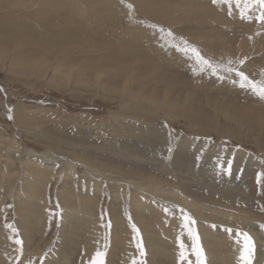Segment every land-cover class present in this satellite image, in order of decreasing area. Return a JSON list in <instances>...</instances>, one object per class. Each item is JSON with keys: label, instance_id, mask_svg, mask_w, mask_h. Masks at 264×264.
Returning a JSON list of instances; mask_svg holds the SVG:
<instances>
[{"label": "rangeland", "instance_id": "rangeland-1", "mask_svg": "<svg viewBox=\"0 0 264 264\" xmlns=\"http://www.w3.org/2000/svg\"><path fill=\"white\" fill-rule=\"evenodd\" d=\"M1 1L0 23L12 32L0 29V264H89L105 236V264H178V236L194 264L185 215L204 264H238L237 232L252 238V264H264V100L234 86L235 73L213 79L171 46L187 41L221 69L264 79L259 6L245 19L243 0L231 14L212 0ZM137 55L160 79L176 77L156 92L170 108L134 92L144 86ZM119 62L130 70L110 80Z\"/></svg>", "mask_w": 264, "mask_h": 264}, {"label": "snow or ice", "instance_id": "snow-or-ice-1", "mask_svg": "<svg viewBox=\"0 0 264 264\" xmlns=\"http://www.w3.org/2000/svg\"><path fill=\"white\" fill-rule=\"evenodd\" d=\"M124 0H121V3H123ZM213 4H220L223 3L225 5L229 6V14H231V5L233 3V0H212ZM251 3H254L259 6L261 9V13L257 19L264 21V0H243L244 10L241 12V18H247L246 16V10L251 6ZM235 4L237 7L240 6L241 0H235ZM126 7L131 12L133 9V6L131 4L126 5ZM151 27L155 28V25H151ZM160 32H164V29L160 28ZM167 36L170 38H173V34L171 31L167 32ZM172 47H175L177 51L182 52L184 54H191L190 59H194L195 63L200 67V70L203 71L205 68L210 71V74L213 76H217L218 79L224 80L226 77L225 75H218L221 71L224 73L229 74V77H231L232 73H235V76L238 77V79H231V83L234 86H238L241 89H245L251 92V94L259 97L261 100H264V79L254 80L250 79L245 73L242 71L233 68V67H224L221 69L220 65L213 64L210 60L205 59L200 52L191 45L188 44L187 41H181V44H174L171 45ZM242 64L243 61H240ZM229 64H231V61H229ZM11 118V117H10ZM171 150V149H169ZM231 162L229 161V165ZM257 183H264V172H259L256 175ZM184 222L182 223L181 227L187 231V235L189 239L191 240V248L190 252L191 255L195 257L194 264H204V253L200 246L199 237L198 234L195 232L194 228L190 225H194L195 221L191 220L190 217L184 216L183 218ZM6 227H9L12 229L13 232H15V228L12 225H6ZM132 230L136 234L137 237H139L140 233L139 230L135 227V225H132ZM227 231H231L230 229ZM237 236L241 237L242 239V245L239 249V257H238V264H252L253 254H254V244L252 241V238L249 236L247 232H237ZM17 244H20L21 241L19 239L16 240ZM240 243V241H238ZM177 244H178V264H183V262H187V264H193V261L189 259V250L186 248L185 244L181 241L180 237H177ZM136 248L139 251V254L141 257L144 256V248L141 241L137 240ZM107 251V236H105V246L104 250L97 249V251L94 253V255L91 257L89 264H105L104 257L106 255ZM132 264H144L143 260H136L134 259L132 261Z\"/></svg>", "mask_w": 264, "mask_h": 264}, {"label": "bare ground", "instance_id": "bare-ground-1", "mask_svg": "<svg viewBox=\"0 0 264 264\" xmlns=\"http://www.w3.org/2000/svg\"><path fill=\"white\" fill-rule=\"evenodd\" d=\"M1 1V0H0ZM10 1V0H9ZM12 1V0H11ZM13 1H15V0H13ZM16 1H19V0H16ZM2 2V1H1ZM10 4V3H9ZM8 4V5H9ZM7 5V6H8ZM12 5L13 4H11V7H12ZM21 5V4H20ZM6 6V7H7ZM9 7H10V5H9ZM3 8V7H2ZM23 12V11H22ZM30 14V13H29ZM28 14V15H29ZM9 15V14H8ZM7 15V16H8ZM6 16V15H5ZM6 16V17H7ZM16 16V15H15ZM18 16H20V15H18ZM27 16V15H26ZM10 17V16H9ZM17 17V16H16ZM21 17V16H20ZM19 17V18H20ZM24 17V16H23ZM30 17V16H29ZM11 18H13V16L11 17ZM11 18H9V19H11ZM25 18V17H24ZM27 18H28V16H27ZM26 18V19H27ZM1 19H3V17L1 18ZM13 19H15V18H13ZM26 19H24V20H26ZM34 19L36 20L37 19V16H34ZM20 20V19H19ZM17 21V22H19V23H22V22H20V21ZM12 21V20H11ZM43 22L45 21V19L44 20H42ZM7 22V21H6ZM12 22H14V21H12ZM23 22H25V21H23ZM38 22V21H37ZM67 22V21H66ZM70 22H71V20H70ZM3 23V22H2ZM2 23H0V29H3L5 32H9V34H11L10 32H12V31H10V26L11 25H9V27H8V25L6 26L4 23L2 24ZM8 23V22H7ZM63 23H65V22H63ZM12 24H14V23H12ZM18 24V23H17ZM25 24V23H24ZM27 24V23H26ZM40 24V23H39ZM47 24V23H46ZM45 24V25H46ZM23 26V24H20V26ZM58 25V24H57ZM59 25H61V24H59ZM65 25V24H64ZM14 26H15V24H14ZM18 26H19V24H18ZM43 27H47V25L46 26H44V23H43V25H42ZM49 26V25H48ZM17 27V26H16ZM39 27H41V25L39 26ZM58 27V26H57ZM67 27V26H66ZM12 28V30H13V26L11 27ZM42 28V27H41ZM15 29V28H14ZM17 29H19V28H17ZM23 29V28H22ZM47 30V29H46ZM49 30V29H48ZM48 30H47V32H48ZM54 30V29H53ZM56 30V29H55ZM62 30V29H61ZM17 31V30H16ZM21 31V30H20ZM26 31V30H25ZM43 31H44V29H43ZM64 31H65V29H64ZM15 32V31H14ZM18 32V31H17ZM24 31H22L21 33L22 34H24L23 33ZM54 32V31H53ZM57 32V31H56ZM84 32V31H83ZM16 33V32H15ZM20 33V34H21ZM28 33V32H27ZM55 33V32H54ZM54 33H53V35H54ZM58 33V32H57ZM60 33V32H59ZM69 33H70V31H69ZM72 33H74V32H72ZM9 34H7V35H9ZM12 34H14V33H12ZM26 34V33H25ZM42 34V33H41ZM40 34V35H41ZM52 33H50V35H51ZM75 34H76V32H75ZM78 35H79V33H77ZM30 35V34H29ZM28 35V36H29ZM43 35H45V34H43ZM49 35V34H48ZM72 35V34H71ZM70 35V36H71ZM19 36V35H18ZM27 36V35H26ZM25 36V37H26ZM60 36H62L61 34H60ZM64 36H66V35H64ZM82 36H84V34L82 35ZM24 37V38H25ZM44 37H46V36H44ZM54 37V36H53ZM58 37V36H57ZM71 37H74V36H71ZM85 37V36H84ZM5 38H6V36H5ZM9 38V37H8ZM23 38V37H22ZM24 38H23V40H24ZM27 38V37H26ZM47 38V37H46ZM45 38V39H46ZM49 38V37H48ZM7 39V38H6ZM11 39V38H10ZM28 39V38H27ZM27 39H25V40H27ZM54 39V38H53ZM59 39V38H58ZM62 39H63V37H62ZM69 39V38H68ZM82 39H84V38H82ZM34 40H38V38H35ZM49 40V39H48ZM55 40V39H54ZM57 40V39H56ZM64 40V39H63ZM80 40V39H79ZM6 41V40H5ZM41 41V39L39 40V42ZM42 41H44V40H42ZM57 41H59V40H57ZM62 41V40H61ZM83 41V40H82ZM86 41H88V40H86ZM0 42H2V41H0ZM45 42V41H44ZM47 42H49V41H47ZM89 42V41H88ZM6 43V42H5ZM52 43V45H54L53 44V42H51ZM64 43V42H63ZM66 43V42H65ZM75 43V42H74ZM4 44V43H3ZM39 43H37V45H38ZM42 44V43H41ZM41 44H39V46H41ZM55 44H57V43H55ZM5 45V44H4ZM51 45V46H52ZM60 45V44H59ZM66 45V44H65ZM33 46V45H32ZM55 46V45H54ZM53 46V47H54ZM136 46V45H135ZM42 47V48H41ZM41 47H39L40 49H44L45 50V48L46 47H44V45H42ZM44 47V48H43ZM47 47H50V46H47ZM52 47V48H53ZM64 47V46H63ZM67 47V46H66ZM71 47V46H70ZM39 48H38V52L40 53V51H39ZM93 48H95L94 46H93ZM173 48V47H172ZM212 48V47H211ZM33 49V48H32ZM50 49H51V47H50ZM113 49V48H112ZM48 50H49V48H48ZM71 50V49H70ZM109 50V49H108ZM134 50V49H133ZM28 51H31V50H28ZM46 51V50H45ZM55 52H56V50H54ZM53 51V49L51 50V52H54ZM58 51V50H57ZM132 51V50H131ZM135 51V50H134ZM34 52V51H33ZM37 52V51H36ZM47 52V51H46ZM49 52V51H48ZM50 52V53H51ZM68 53H69V50L67 51ZM66 52V53H67ZM75 52V51H74ZM74 52H72V54H74ZM122 52V49H121V51H120V53ZM124 52V51H123ZM176 52V51H175ZM26 53H28V52H26ZM42 53V52H41ZM60 53H61V51H60ZM63 53V52H62ZM90 54H91V52H89ZM106 53V52H105ZM109 53V52H108ZM132 53V52H131ZM134 53V52H133ZM138 53V52H137ZM178 53V52H177ZM29 54V53H28ZM31 54H34V53H31ZM54 54H56V53H54ZM53 53H52V55H54ZM75 54H76V52H75ZM87 54V53H86ZM110 54V53H109ZM108 54V55H109ZM114 54V53H113ZM123 54V53H122ZM181 54H182V52H181ZM57 55H59V52H58V54H56L55 56H57ZM61 55V54H60ZM172 55V54H171ZM178 55H179V53H178ZM125 58H126V60L128 61V59H129V57H128V53H125ZM134 56V55H133ZM144 56V55H143ZM181 56V55H180ZM86 57V56H85ZM88 57V56H87ZM98 57H100V56H98ZM103 57V56H102ZM137 58H135V63H134V66L135 65H137L139 68L140 67H142L143 68V71L141 72L140 70V73L137 71V70H135V72H136V74H138V76H139V79H140V81L138 82V83H143V85L144 86H142V87H138V89L136 90V91H134V92H142L143 91V93H149V95H150V98H152L153 100H155V102L156 103H158V105H160L161 107L162 106H164V104L167 106V107H171V104H167L166 103V98H164V96H160V95H158L157 93H161V91H163V89L165 90V89H168L169 88V86H167V85H169V84H172V82H175L176 81V77H174V75H172L173 77H168V76H170V75H168V76H162L163 78H161L160 79V76H159V74H154V68H153V66L155 65V63H152V62H150V61H148V60H144L143 58H141L140 56H136ZM131 58V57H130ZM168 58V57H167ZM176 58H177V56H176ZM175 58V59H176ZM182 58H183V56H182ZM181 58V59H182ZM188 57L186 56V59H187ZM84 59V58H83ZM86 59V58H85ZM89 59H91L90 58V56H89ZM116 59L117 58H115V56L114 57H111V54H110V57H108L107 56V58L106 57H104V61H109V62H116ZM121 59H123V62H124V58L123 57H121ZM92 60V59H91ZM94 60V59H93ZM184 60V59H183ZM183 60H181V63H182V61ZM85 61V60H84ZM89 61V60H88ZM87 61V62H88ZM97 61V60H96ZM99 61V60H98ZM192 61H195V60H192ZM20 62V61H19ZM23 62V61H22ZM75 62V61H74ZM86 62V63H87ZM90 62V61H89ZM94 62V61H93ZM180 62V61H179ZM188 62H190V61H187V63ZM16 63V62H15ZM14 63V64H15ZM24 63V62H23ZM22 63V64H23ZM82 63V62H81ZM92 63V62H91ZM97 63V62H96ZM17 64V63H16ZM114 63H112V65H113ZM124 64H126V63H124ZM190 64V63H189ZM18 65V64H17ZM40 65V64H39ZM87 65H90V63L89 64H87ZM98 65V66H97ZM105 65H107V64H105ZM115 65V64H114ZM177 65V64H176ZM187 65V64H186ZM192 65V64H191ZM9 66H11V64L9 65ZM14 66V65H13ZM19 66V65H18ZM34 66V65H33ZM41 66V65H40ZM108 66V65H107ZM22 67V69H27L26 68V66H24V64L23 65H21L20 64V66H19V68H18V70L20 69ZM88 67V66H87ZM101 67H103V65H102V63H97L96 64V66L94 67V68H96L97 70H98V68H100V70H101ZM109 67V66H108ZM113 67V66H112ZM116 67V66H115ZM114 67V68H115ZM164 67V66H163ZM176 67V66H175ZM182 67V66H181ZM195 66H193V68H194ZM89 68V67H88ZM87 68V69H88ZM141 68V69H142ZM11 69V68H10ZM13 69V68H12ZM22 69H20V70H22ZM118 69H120L119 71H117V73L114 75L113 73V75H109L110 76V80H113V79H119V81H121L122 80V78L121 77H123L125 74H127L128 73V71L130 70V68L127 66H125V65H123V63H120L119 62V64H118ZM178 69V68H177ZM190 69V68H189ZM14 70H16V68L14 67ZM90 70V69H89ZM183 70H184V68H183ZM188 70V69H187ZM186 70V71H187ZM205 70V69H204ZM87 71V70H86ZM99 71V70H98ZM97 71V72H98ZM145 71V72H144ZM175 71V70H174ZM201 71V70H200ZM206 71V70H205ZM15 72V71H14ZM17 72H19V71H17ZM22 72V71H21ZM88 72H90V71H88ZM100 72V71H99ZM107 72V71H106ZM116 72V71H115ZM191 72V71H190ZM203 72V71H202ZM104 73H105V71H104ZM107 73H109V71L107 72ZM106 73V74H107ZM158 73V72H157ZM160 73V72H159ZM181 73V72H180ZM192 73V72H191ZM194 73V72H193ZM192 73V74H193ZM122 74V75H121ZM130 74V73H129ZM131 74H132V72H131ZM135 74V73H134ZM152 74H154V75H152ZM196 74V73H195ZM104 75V74H103ZM121 75V76H120ZM183 75V74H182ZM185 75V74H184ZM208 75V74H207ZM100 76V75H99ZM106 76V75H105ZM108 76V77H109ZM196 76V75H195ZM199 76V75H198ZM190 77H191V75H190ZM194 77V76H193ZM214 77V76H213ZM198 78V77H197ZM208 78V77H207ZM211 78H212V76H211ZM98 79V78H97ZM96 79V80H97ZM109 78H107L106 80H108ZM178 79V78H177ZM190 79V78H189ZM213 79H215V77L213 78ZM99 80V79H98ZM147 80V81H146ZM186 80H188V79H186ZM185 80V81H186ZM132 79L131 80H128L127 82H125V84L124 85H128L129 83H132ZM183 82H184V80H182ZM210 81V80H209ZM188 82V81H187ZM124 83V82H123ZM181 83V82H180ZM160 84V85H159ZM164 84V86H162ZM186 84V83H185ZM132 85V84H131ZM146 85H148L150 88H152V89H148L147 87H146ZM177 85V84H176ZM116 86V85H115ZM160 86H162V87H160ZM197 86V85H196ZM199 86V85H198ZM186 87V86H185ZM163 88V89H162ZM189 88V87H188ZM174 89V88H173ZM178 89V88H177ZM130 90V89H129ZM149 90V91H148ZM182 90V89H181ZM133 91V90H132ZM173 91V90H172ZM153 92V93H152ZM157 92V93H156ZM170 92H171V90H170ZM176 92V91H175ZM180 92V91H179ZM156 93V94H155ZM139 94V93H138ZM168 94V93H167ZM175 94V93H174ZM177 94V93H176ZM171 96V95H170ZM151 99V100H152ZM172 97H169L168 98V101H170V102H174V101H172ZM178 99V98H177ZM150 100V101H151ZM167 101V102H168ZM177 101H179V100H177ZM182 101H184V102H182L183 103V105H184V103L185 102H188L189 103V101H190V99L188 98V97H186L184 100H182ZM149 102V101H148ZM162 102H164V104H162ZM152 104V103H151ZM179 104H181V103H179ZM156 106H157V104H156ZM160 106H158V107H160ZM191 107V106H190ZM168 108V109H169ZM242 108V107H241ZM179 109V108H178ZM182 109H184V108H182ZM191 109V108H190ZM213 109V108H212ZM216 109H218V108H216ZM171 110H172V108H171ZM194 110V109H193ZM196 110V109H195ZM222 110H225V109H222ZM168 111H170V110H168ZM237 112H238V114H239V116H240V112H242V110L240 109V110H236ZM226 112H228V111H226ZM229 112H231L232 114H234V112L232 111V110H230ZM195 113V112H194ZM201 114V113H200ZM229 114V113H228ZM250 112L248 111L247 112V116L248 117H251L250 116ZM227 116V115H226ZM232 116V115H231ZM230 116V117H231ZM233 117V116H232ZM235 119V118H234ZM231 120V119H230ZM143 126V125H142ZM162 139V138H161ZM168 145V144H167ZM188 152V151H187ZM115 176V175H114ZM219 227V226H218ZM203 236V235H202Z\"/></svg>", "mask_w": 264, "mask_h": 264}]
</instances>
